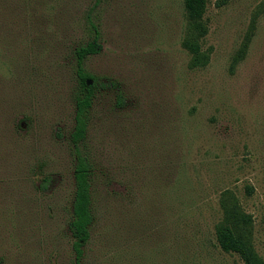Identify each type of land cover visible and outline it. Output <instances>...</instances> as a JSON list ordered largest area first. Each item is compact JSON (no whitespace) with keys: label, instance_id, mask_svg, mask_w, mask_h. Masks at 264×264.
Here are the masks:
<instances>
[{"label":"rangeland","instance_id":"obj_1","mask_svg":"<svg viewBox=\"0 0 264 264\" xmlns=\"http://www.w3.org/2000/svg\"><path fill=\"white\" fill-rule=\"evenodd\" d=\"M96 80L81 150L94 221L81 264H244L215 226L231 198L264 260V0H0V264H75L77 79ZM45 179L47 180L45 182Z\"/></svg>","mask_w":264,"mask_h":264},{"label":"trees","instance_id":"obj_2","mask_svg":"<svg viewBox=\"0 0 264 264\" xmlns=\"http://www.w3.org/2000/svg\"><path fill=\"white\" fill-rule=\"evenodd\" d=\"M96 1L98 2V0ZM184 6L189 24L188 33L182 41V45L191 52L192 64L202 65L207 61V56L199 52V40L206 33L202 21L205 0H184ZM88 21L92 30L90 40L73 49L78 87L74 96V124L69 134V142L74 155V193L72 216L68 223V229L73 237L72 249L75 264H81L84 254L83 247L90 238V227L95 218L91 198L93 166L88 156L81 150V144L86 138L88 115L96 91V80L85 71L84 59L90 54L98 53L101 45L96 24L90 18H88ZM222 207L225 212V219L215 226L216 240L219 247L225 252L236 253L244 264H264V260L256 253L252 245L251 231L248 225L250 222L249 217L229 197L222 202Z\"/></svg>","mask_w":264,"mask_h":264},{"label":"water","instance_id":"obj_3","mask_svg":"<svg viewBox=\"0 0 264 264\" xmlns=\"http://www.w3.org/2000/svg\"><path fill=\"white\" fill-rule=\"evenodd\" d=\"M88 82H90V81L88 80Z\"/></svg>","mask_w":264,"mask_h":264}]
</instances>
